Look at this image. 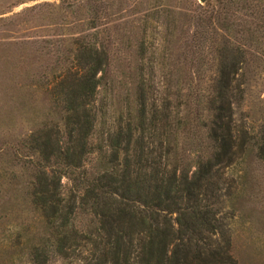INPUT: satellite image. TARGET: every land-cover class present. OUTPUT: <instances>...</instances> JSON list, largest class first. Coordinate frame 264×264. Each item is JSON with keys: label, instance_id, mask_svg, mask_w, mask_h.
<instances>
[{"label": "trees", "instance_id": "obj_1", "mask_svg": "<svg viewBox=\"0 0 264 264\" xmlns=\"http://www.w3.org/2000/svg\"><path fill=\"white\" fill-rule=\"evenodd\" d=\"M86 1L82 22L98 29L101 11L112 3ZM152 1V19L145 18L136 40L141 56L151 30L169 24L160 18L170 12L169 0ZM205 3L197 18L213 24L215 67L206 93L187 113H173L168 80L163 105L149 107L150 78L140 67L137 106L120 113L103 139L92 138L101 111L97 92L108 82L111 56L97 33L73 39L65 54L70 65L56 72L50 92L57 120L42 122L21 142L32 154L27 196L38 216L0 242V264H237L232 240L220 230L218 205L226 200L214 176L253 149L264 164V127L250 146L245 136L238 139L233 118L249 57L264 65V0ZM180 133L196 147L193 169L179 155ZM200 133L204 145L192 138Z\"/></svg>", "mask_w": 264, "mask_h": 264}, {"label": "rangeland", "instance_id": "obj_2", "mask_svg": "<svg viewBox=\"0 0 264 264\" xmlns=\"http://www.w3.org/2000/svg\"><path fill=\"white\" fill-rule=\"evenodd\" d=\"M205 1L169 0L170 12L160 16L163 22L169 20L168 28L158 25L149 30L152 42L141 56L136 40L145 18L152 19V0H109L112 4L101 11L98 29L82 22L88 15L86 0H79L81 6L74 8L61 0H0V242L13 238L38 216L27 196L32 154L21 142L42 122L57 120L50 92L56 72L70 65L65 54L73 39L86 35L93 39L97 33L111 56L108 82L97 92L101 111L92 138L103 139L118 124L120 113L137 106L140 67L145 78H150L149 107L163 105L168 80L174 84L168 95L173 113H187L195 106L193 100L206 93L215 67L213 24L197 18L204 14ZM60 20L62 25L54 24ZM202 30L205 33L199 34ZM108 35L111 41L106 40ZM260 68L264 65L249 57L242 79L243 97L233 113L238 139L245 136L250 146L264 127V71ZM192 138L198 143L203 134ZM188 140L178 134L177 149L188 169H193L196 147L189 146ZM214 179L221 199L226 200L218 205L220 230L231 238L237 264H264V164L257 160L255 149L246 159L219 167ZM66 181L62 179L63 184Z\"/></svg>", "mask_w": 264, "mask_h": 264}]
</instances>
